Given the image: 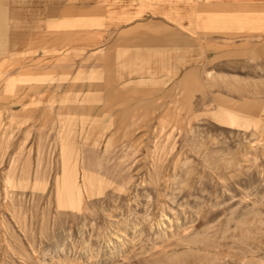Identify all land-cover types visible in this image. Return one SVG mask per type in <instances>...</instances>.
<instances>
[{
	"label": "rangeland",
	"instance_id": "rangeland-1",
	"mask_svg": "<svg viewBox=\"0 0 264 264\" xmlns=\"http://www.w3.org/2000/svg\"><path fill=\"white\" fill-rule=\"evenodd\" d=\"M19 1L0 264H264V0Z\"/></svg>",
	"mask_w": 264,
	"mask_h": 264
},
{
	"label": "crops",
	"instance_id": "crops-1",
	"mask_svg": "<svg viewBox=\"0 0 264 264\" xmlns=\"http://www.w3.org/2000/svg\"><path fill=\"white\" fill-rule=\"evenodd\" d=\"M19 0H0V45L12 44L6 43L11 36L23 38L28 36L27 32L32 30L31 24L44 22L43 15H61L63 9L52 5L44 12L31 10L30 7L23 6ZM67 8H72L68 6Z\"/></svg>",
	"mask_w": 264,
	"mask_h": 264
}]
</instances>
